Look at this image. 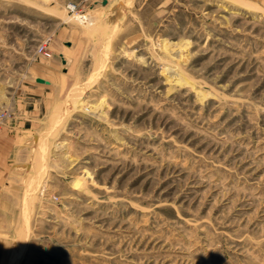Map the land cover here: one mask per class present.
<instances>
[{
    "label": "rangeland",
    "instance_id": "374dc122",
    "mask_svg": "<svg viewBox=\"0 0 264 264\" xmlns=\"http://www.w3.org/2000/svg\"><path fill=\"white\" fill-rule=\"evenodd\" d=\"M3 114V264H264V0H0Z\"/></svg>",
    "mask_w": 264,
    "mask_h": 264
},
{
    "label": "crops",
    "instance_id": "0c3cea01",
    "mask_svg": "<svg viewBox=\"0 0 264 264\" xmlns=\"http://www.w3.org/2000/svg\"><path fill=\"white\" fill-rule=\"evenodd\" d=\"M42 56L47 57L45 54H42ZM61 57V63H62V68L67 64V60L63 53H60ZM52 77V75L50 76ZM39 78L44 79L47 82H40L38 81ZM36 85L32 86L28 92L29 100H24V109L26 111L25 116L28 117V121H33L37 118V113L39 112V107L42 105L46 104L47 102L50 101V97L48 88L52 86L53 80L49 77L46 76H36ZM30 104L31 107H27L26 104ZM30 118V119H29ZM5 176V175H4ZM1 175H0V264H3L6 258L9 255L10 252V233L8 231V226L3 222V219L5 218L8 207H9V200L5 198V195H3L2 190H1ZM5 182V180H4Z\"/></svg>",
    "mask_w": 264,
    "mask_h": 264
},
{
    "label": "bare ground",
    "instance_id": "6f19581e",
    "mask_svg": "<svg viewBox=\"0 0 264 264\" xmlns=\"http://www.w3.org/2000/svg\"><path fill=\"white\" fill-rule=\"evenodd\" d=\"M72 9V8H71ZM119 10V9H118ZM114 14V13H113ZM113 16V15H112ZM65 18V17H64ZM90 19V18H89ZM91 20V19H90ZM89 22V21H88ZM89 24V23H88ZM97 62H99V61H97ZM96 63V62H95ZM103 64V63H102ZM96 66V65H95ZM96 68V67H95ZM101 66L100 67H98L97 69H96V71H95V73H93L92 75L93 76H91L90 77V80H89V83L90 84H92V82H94L96 79H97V76L99 75V73H100V70H101ZM95 70V69H94ZM88 87V86H87ZM89 87H90V85H89ZM75 88V87H74ZM82 93H83V87H81L79 90H77V91H75L74 89L69 93V95H68V98H67V102H68V104H69V107H70V109H74V108H76V106H77V103L79 102V100H80V98H81V95H82ZM80 106H81V104H80ZM77 108H78V106H77ZM68 109V108H67ZM55 111H54V115L52 116V119H54V117H55V115L56 114H58V115H56V117H57V119H58V116H59V119L58 120H60L61 119V117H60V113H62L61 111L59 112V109H54ZM63 111L65 112V110L63 109ZM66 113V112H65ZM61 116H62V114H61ZM56 117H55V119H56ZM63 118V117H62ZM51 120V119H50ZM52 121V120H51ZM56 121V120H55ZM41 147V146H40ZM33 177V176H32ZM24 241V240H23ZM25 242V241H24ZM17 245V244H16ZM17 247V246H16ZM20 247V246H19ZM22 248V247H21ZM20 250V249H19ZM22 250V249H21ZM18 254H20V251L18 252Z\"/></svg>",
    "mask_w": 264,
    "mask_h": 264
},
{
    "label": "built area",
    "instance_id": "2783aa9c",
    "mask_svg": "<svg viewBox=\"0 0 264 264\" xmlns=\"http://www.w3.org/2000/svg\"><path fill=\"white\" fill-rule=\"evenodd\" d=\"M72 9L75 8V6H71ZM39 53L45 54L47 57H51L52 56V52L49 50L48 46L46 44H43L39 47L38 49ZM5 116V114H3L2 116H0V119H3V117Z\"/></svg>",
    "mask_w": 264,
    "mask_h": 264
},
{
    "label": "water",
    "instance_id": "95a60500",
    "mask_svg": "<svg viewBox=\"0 0 264 264\" xmlns=\"http://www.w3.org/2000/svg\"><path fill=\"white\" fill-rule=\"evenodd\" d=\"M38 81H40V82H47V81H45V80L42 79V78H39Z\"/></svg>",
    "mask_w": 264,
    "mask_h": 264
}]
</instances>
